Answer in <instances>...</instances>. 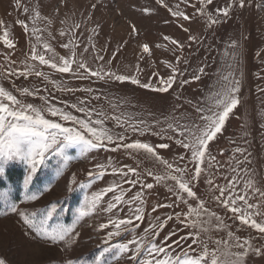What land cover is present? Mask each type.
I'll return each instance as SVG.
<instances>
[{
	"label": "rangeland",
	"instance_id": "374dc122",
	"mask_svg": "<svg viewBox=\"0 0 264 264\" xmlns=\"http://www.w3.org/2000/svg\"><path fill=\"white\" fill-rule=\"evenodd\" d=\"M191 2L196 4V8L200 7L198 0ZM230 2L231 0H213L209 11L215 15L216 7H226ZM166 3L174 9L175 5L180 4V10L192 16L190 21H179V24L189 29V32H184L177 23V18L172 17L166 8L157 5L156 0H20L19 8L16 7L17 0H0V20L9 30V38L15 44L14 49H9L0 41V77H6L0 79V85L25 104L40 105V95L48 97L49 102L57 107H64L65 103L71 104L79 99H87L89 107L103 109L109 117L120 116L128 123L139 124L140 121H144L152 125L151 132L140 135L128 131L125 142L138 140L153 146L168 143L170 147L158 149V155L183 167L188 157L181 162L179 155L185 150L174 141L163 138L175 135L167 130L168 123L194 122L202 125L200 117L212 113L198 112L197 107L210 108L212 106L210 97L227 83L223 77L231 73L236 80L241 81L238 93L241 103L230 113L222 133H218L216 139L209 144L210 154L216 157L214 166L209 171L214 175L215 184L220 186L234 180L237 193L244 194L247 183L264 192V0H247L244 9H231L228 18L211 27L205 17L193 15L195 9L185 6L180 0H166ZM24 7L29 9L28 13H24ZM144 9L149 11L145 12ZM37 11L41 19L33 23L32 17ZM17 21L25 22L29 31L25 32ZM76 25L80 27L76 28ZM4 27H0V35ZM33 28L40 31L34 35ZM61 31L66 34L61 36ZM165 35L183 43L185 45L183 51L177 52L174 56L164 47H157L168 44L163 40ZM189 35H194L197 38L196 42H190ZM73 36L75 39L72 45L64 48L63 45L69 43ZM45 42L50 44L58 56L65 58L72 57V47L75 45V59H83L88 67L95 70L103 66L117 74L138 78L141 83H151L154 87L157 86V77L154 74L158 73L160 77L167 78L171 73L165 62L176 66L177 58H182L178 65L182 75L178 76L176 83L166 93L141 88L127 81L105 83L96 77L81 80L74 78L71 73L60 74L46 65H40L38 60H31L33 47L37 54H45L46 58L51 55L45 53L43 47ZM144 44L149 45L151 56L142 52ZM232 44H236L237 47L233 48ZM168 47L172 46L168 44ZM85 48L88 49L86 53L83 51ZM96 55L103 56V61L96 60ZM234 64L235 67H230ZM26 65L43 71L48 75V81L43 77H36L34 73L27 77L8 75L9 70L24 71ZM199 67L204 68L199 81L180 85V79L191 81L192 75L197 73ZM75 68L76 64H73V69ZM52 82L79 89L90 87L93 91L60 92ZM29 86L30 90L38 87L39 94L22 96L17 91L18 88ZM93 96H99L100 99H91ZM113 105L116 107L113 108ZM67 110L72 111L73 115L85 118L83 113L76 112L75 109ZM46 118L65 123L60 121L59 117L46 115ZM65 126L70 125L65 123ZM104 126L116 133L125 132V129L118 127L111 118L105 121ZM162 129L167 131L161 133ZM179 138L177 136V139ZM114 147L113 144L108 149L94 150L88 153L87 157L81 156L79 148L69 147L66 154L71 158V162L66 170L63 168L64 161L49 153L46 163L38 166V171L27 183L30 170L26 163L13 160L4 166L0 181L5 180L7 169L11 165L19 164L25 171L23 188L18 199H15L11 188L0 187L2 203L0 258H3L6 264H69V261L72 264H135L127 258L133 254L132 251L120 259L115 249L105 251L114 244L126 243L131 238L129 234L122 232L120 236H114L106 244L108 233L117 230L114 226L99 230V225L108 223L110 219L128 218V205H118L111 213L105 210L109 202H114L113 197L118 195L121 189L106 193L95 207L91 203L96 193L102 192L113 183H121L126 200L131 199L140 190L139 184L133 187L123 182L119 174L112 172L113 168H123L125 171L127 168H135L144 182L154 184V188L148 190L151 195L145 193L144 220L136 221L132 226L136 229L137 238L149 228L153 217L165 219L173 212L187 213L188 207L184 204L174 209L157 208L156 211H152L154 205L170 202L171 194L166 185L171 186L174 182L157 184L152 176H148V171L162 175L165 168L142 150L129 154L131 150L126 151L123 148L111 151ZM238 148L242 152H237ZM99 164L104 165L105 175L97 180L95 174L101 171L97 168ZM204 166L207 167V162ZM233 168L236 170L233 171ZM188 170L190 174L193 170L191 164H188ZM90 171L94 173L92 178L88 176ZM206 175L207 173L202 176L194 190L198 197L205 200V207L223 217L227 225L223 230L213 229L209 234L201 235V239L208 241L209 251H216L218 247L221 252L242 251L235 247L230 249L226 247L234 243V238L248 240L255 247L264 246V234L242 225L238 219H233L231 212L214 201L213 196L219 193L209 189L205 182ZM73 177L76 180L75 184L72 182ZM129 178L135 179L131 175ZM247 192L249 203L257 204L258 210L264 213V200L260 199L259 192H254L251 188L247 189ZM229 194L226 193V196ZM30 196H36L37 199L31 200ZM189 203L195 209L198 200ZM12 204L17 206V212L11 211ZM53 204L57 211L53 213L52 219L46 222L45 228L53 232L58 229H74L66 241L53 242L46 239L30 228L19 214L23 212L32 219V214L35 213L39 222L44 219ZM238 204L243 206L242 201H238ZM81 211L85 213L83 218L80 216ZM254 218L257 222L264 219L262 216ZM192 231L193 229L186 228L175 220L168 221L154 242L159 246L165 243L169 233L175 232L176 235L167 240V244L172 245L168 248L169 255L179 254L182 248L190 255L196 256L199 252L193 249H197L198 245L193 244L189 236ZM229 233H232V237H229ZM181 236L188 239L181 240L178 247L173 242L179 240ZM68 241L71 242L70 246ZM215 241H221V244L218 246ZM210 259L209 257V262ZM220 259L224 260L225 257L221 256ZM245 261L246 264H264V255L255 256L250 253Z\"/></svg>",
	"mask_w": 264,
	"mask_h": 264
},
{
	"label": "snow or ice",
	"instance_id": "6c2138e0",
	"mask_svg": "<svg viewBox=\"0 0 264 264\" xmlns=\"http://www.w3.org/2000/svg\"><path fill=\"white\" fill-rule=\"evenodd\" d=\"M157 5L166 8L172 17L177 18V23L180 20L190 21L192 16L188 15L185 11L180 10V4L175 5V9L166 3V0H156ZM180 3L185 6L195 9L193 15L205 17L208 21L209 27L217 25L223 22L230 15V10L233 8L244 9L247 6V0H231L226 7H216L214 9L215 15L209 11V6L213 4V0H198L200 4L199 8H196V4L191 0H180ZM16 7H20V0H17ZM24 13H28L27 7L23 8ZM148 12V9H144ZM37 19H41L40 13L37 11L32 17L33 23ZM21 24L25 32L29 31L28 25L23 21H17ZM51 21H49V24ZM184 32H189L188 28H184L183 24H179ZM0 27H4V22L0 20ZM79 28L80 25H76ZM40 29L33 28L32 33L35 35ZM135 31V29H134ZM66 33L61 31L60 35L64 36ZM50 35V34H49ZM10 37L9 30L4 27L2 35H0V41L9 49H14L15 44ZM74 36L70 38L69 43L63 45L64 48H69L72 45ZM194 35H189L188 40L190 42H196ZM39 41V36H37ZM163 40L168 42L172 47L169 48L168 44L157 45V47H164L166 51H171L173 55L177 52H182L185 45L179 40L163 36ZM45 53L51 55L46 58L45 54H37L35 47L32 49L31 60L39 61L40 65H46L50 69L55 70L57 73H71L74 78L77 79H91L96 77L99 80L108 83L110 81H116L120 83L130 82L133 85H138L141 88L150 89L154 92H168L176 83L178 76L182 73L178 70V65L182 58H177L176 66L167 63L166 67L171 69V73L167 78L160 77L159 74H154L157 77V86L154 87L151 83H141L138 78H133L129 75L117 74L111 70H106L103 66L97 69L88 67L87 63L83 59H75V45L72 47V57L65 58L58 56L51 48L50 44L45 42L43 44ZM94 47V45H93ZM233 48H236V44H232ZM85 53L87 48L83 50ZM142 52L144 54L152 55L151 49L148 44L142 46ZM96 60L103 61V56L96 55ZM238 62V61H237ZM73 64H76L75 70ZM235 67V64L230 66ZM139 71V67H137ZM35 74L36 77H43L45 81H48L49 77L43 71L35 70L34 66L26 65L24 71L16 72L15 70H9L8 75L25 76ZM204 73V68L199 67L197 73L192 75V79H180V85H186L192 81H199L200 76ZM231 77V78H230ZM6 77H0V79ZM223 79L227 83L223 84L219 91L214 93L210 100L212 106L208 109H201L197 107L198 112L208 111L211 115H202L200 119L203 124H196L194 122L189 124H177L174 122L168 123V129L175 135H168L163 137L167 140L174 141L175 144L182 147L185 152L179 155V161H185V157H188L187 163L183 167L179 163H171L168 160L162 159L158 155V149H168L170 145L168 143H160L153 146L147 142L134 141L126 143V133L131 131L132 133H139L140 135H146L151 132L152 125L146 124L144 121L137 123H128L126 120H122L120 116L109 117L103 109H96L89 107V100L79 99L71 104L65 103L64 107H57L49 102L48 97L39 96L41 104L34 106L33 104H25L21 100H18L16 95H13L10 91L0 85V174H3L4 166L13 160H19L27 164L30 170V174L27 181L32 180V176L38 171V166L44 165L48 158L47 154L51 153L57 157H60L64 161L63 168L66 170L71 162V158L66 154V149L69 147H77L80 149L81 156L87 157L88 153L101 148L108 149L110 145H115L111 151H117L120 148L131 150L129 154L140 152L147 154L148 156L159 161L164 166L165 172L162 175L154 174L152 171H148L147 175L152 176L157 184L172 181L173 185L167 186L168 192L171 194L168 203H159L152 207V211H156L157 208H169L174 209L179 207L180 204H184L188 207L187 213L173 212L168 214L165 219H161L159 216L153 217L149 228L145 230L142 236L137 238L136 229L132 227L136 221L144 220V205L146 204V196L151 195L154 188L153 183H146L140 178V174L135 168H127L125 171L123 168H113L114 174H119L121 180L125 183L131 184L135 187L140 185V190L135 193L131 199H125V191L122 188L121 183H113L111 186L105 188L102 192L96 193L91 203L93 207L99 204L106 193H113L117 188L121 191L118 195L113 197L114 202H109L106 207L108 213L117 209L118 205L125 204L129 206V216L124 219H110L108 223H101L99 230H103L110 226H114L117 231L109 232L105 241L107 244L114 236L118 237L121 233H127L130 235V239L126 243H117L112 245L111 248H106L105 251L116 250L118 259L123 258L126 253L132 251V255L127 257L135 262V264H246L245 258L249 254L255 256L264 255V246L255 247L250 241L239 238H234L232 245L226 246L227 248L235 247L242 251L232 253L231 251L221 252L219 247L216 251L210 252L208 249V241L201 239V235L209 234L213 229L223 230L227 227L223 217L216 214L214 211H210L205 207V200L198 197L197 192L194 190L197 184L201 181L202 176L207 173L205 182L209 186L212 192H217L219 195H214V201L222 206L227 211L233 214V219H238L242 225H247L252 229H255L260 234H264V219L260 222L254 218L256 216L264 217V213L258 210L257 204L249 203L247 189L251 188L254 192H259V197L264 200V192L254 188L251 183L245 185L244 194L237 193L235 191L236 183L234 180H229L226 185L220 186L215 184L214 175L209 171L216 161V157L210 154L209 144L215 140L218 133H222L225 122L228 119L230 113L241 103L238 93L240 92L241 81L236 80L234 76H224ZM57 90L60 92L75 93L76 91H84L86 93H92V88H72L67 84H56L52 82ZM29 87L18 88L22 96H37L39 94L38 87L35 90H30ZM91 99L99 100V96H93ZM7 101V103L5 102ZM113 108L116 106L113 105ZM67 109H75L76 112L83 113L85 118H80L73 115L72 111ZM46 115L51 117H59L60 121H63L70 126H65V123L56 122L55 120L46 118ZM94 116L96 118H94ZM113 119L118 127L124 128L125 132L116 133L111 129L105 127V121L107 119ZM130 119V118H129ZM161 130V133L167 131ZM153 135H160V133H152ZM177 136L180 137L177 139ZM237 152H242L241 149H237ZM207 162V167L205 163ZM188 164L193 166L192 172L189 174ZM218 167V165H217ZM97 168L101 169L98 174H95V179H101L105 175L104 165L99 164ZM236 169L233 168V171ZM62 174V172L60 173ZM135 177L130 179L129 176ZM90 178L94 177L93 172H89ZM227 179V177H225ZM73 184L76 183L75 177L72 178ZM86 185H81L85 187ZM90 187V185H87ZM226 193H230L226 196ZM174 197V199H172ZM29 199L35 200L36 196H30ZM198 205L194 209L189 201H197ZM238 201L243 202V206L238 204ZM138 202V203H137ZM133 205H136L134 208ZM11 211L17 212V206L11 205ZM57 211L55 204L51 206V209L47 212L44 219L37 222L36 214H32V219L21 212L20 216L24 219V222L32 228L35 232L43 235L46 239L53 242L66 241L67 237L74 232V229H58L55 232L45 228V224L48 220L52 219L53 213ZM85 213L81 211L80 216L83 218ZM177 221L183 224L186 228L193 229L189 233L192 238V243L198 245L197 249L199 254L196 256L190 255L188 251L181 248L179 254L169 255L168 248L172 245L167 244V240H170L175 232L169 233L165 238V243L157 245L154 240L159 237L160 232L167 225L168 221ZM138 227V225H136ZM229 237H232V233H229ZM188 237L181 236L179 240L173 243L176 246H180L181 240H187ZM209 239L211 237L209 236ZM69 246L71 244L68 241ZM219 246L221 241H215ZM131 246H134L131 247ZM191 248V245H189ZM162 254V258H161ZM225 257L221 260L220 257ZM209 257L210 262H209ZM0 264H6L3 258H0ZM69 264H72L69 261Z\"/></svg>",
	"mask_w": 264,
	"mask_h": 264
},
{
	"label": "trees",
	"instance_id": "16d2710c",
	"mask_svg": "<svg viewBox=\"0 0 264 264\" xmlns=\"http://www.w3.org/2000/svg\"><path fill=\"white\" fill-rule=\"evenodd\" d=\"M24 179L25 171L23 167H21L19 164H14L7 169L5 180L0 181V187L2 189L11 188L15 199H18L21 196ZM1 207L2 203L0 201V208Z\"/></svg>",
	"mask_w": 264,
	"mask_h": 264
}]
</instances>
